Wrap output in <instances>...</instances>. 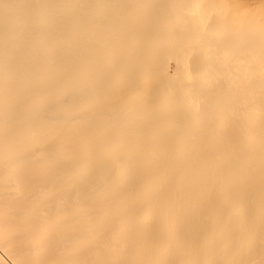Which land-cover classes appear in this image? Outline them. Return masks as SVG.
<instances>
[{
	"label": "bare ground",
	"instance_id": "1",
	"mask_svg": "<svg viewBox=\"0 0 264 264\" xmlns=\"http://www.w3.org/2000/svg\"><path fill=\"white\" fill-rule=\"evenodd\" d=\"M0 264H264V0H0Z\"/></svg>",
	"mask_w": 264,
	"mask_h": 264
}]
</instances>
